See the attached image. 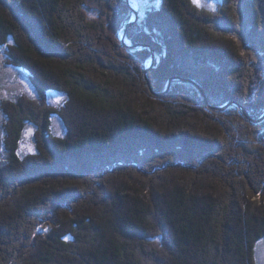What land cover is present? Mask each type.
<instances>
[{"label": "trees", "instance_id": "obj_1", "mask_svg": "<svg viewBox=\"0 0 264 264\" xmlns=\"http://www.w3.org/2000/svg\"><path fill=\"white\" fill-rule=\"evenodd\" d=\"M137 1L0 0V264H260L264 0Z\"/></svg>", "mask_w": 264, "mask_h": 264}, {"label": "rangeland", "instance_id": "obj_2", "mask_svg": "<svg viewBox=\"0 0 264 264\" xmlns=\"http://www.w3.org/2000/svg\"><path fill=\"white\" fill-rule=\"evenodd\" d=\"M201 1L204 0H200V2ZM128 6L132 12L136 11L138 13V18H139V20L135 21V14L133 12V20L130 22V24L132 22L133 24L134 23L136 24L138 21L142 20L143 16L148 11V6L141 4L137 0H130ZM130 24L128 26H130ZM126 38L127 35L126 33H124L123 42L125 44L128 43V39ZM2 56H3V49L0 50V105L1 102L5 100L15 101L16 99L22 96H25L27 98H32L33 100L36 101L40 100L37 90L35 89V86L25 76L26 74L21 73L18 70H15L14 68H9L5 66V59ZM152 65H154L153 61L151 67ZM47 99H48L47 100L48 103L54 106H59V105L62 106L66 101L65 97L59 93H52L50 95H47ZM3 120H4L3 115L0 112V165L4 163L6 158V154L3 149L4 146L3 144L4 132L2 129ZM60 125L61 124L59 123V121L55 120L53 124V130L56 134H59L61 136L65 133V131L63 127ZM33 134H34V128L33 127L28 128L26 134L24 135L22 146L20 147V151L22 152V155H26L30 152L35 151V142L32 136ZM49 231H50L49 227L39 228V232L47 233ZM257 256L259 263L264 264V243H262L261 246L259 247Z\"/></svg>", "mask_w": 264, "mask_h": 264}, {"label": "water", "instance_id": "obj_3", "mask_svg": "<svg viewBox=\"0 0 264 264\" xmlns=\"http://www.w3.org/2000/svg\"><path fill=\"white\" fill-rule=\"evenodd\" d=\"M129 1L130 0H127V3L129 4ZM134 12V14H135V21H137V20H139V18H138V13L136 12V11H133ZM131 26L133 25V22L130 24ZM243 113H245V115H247V113L243 110Z\"/></svg>", "mask_w": 264, "mask_h": 264}, {"label": "snow or ice", "instance_id": "obj_4", "mask_svg": "<svg viewBox=\"0 0 264 264\" xmlns=\"http://www.w3.org/2000/svg\"><path fill=\"white\" fill-rule=\"evenodd\" d=\"M193 3L196 4V6H201L199 0H193Z\"/></svg>", "mask_w": 264, "mask_h": 264}]
</instances>
